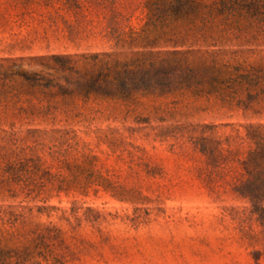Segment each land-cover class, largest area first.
<instances>
[{
  "label": "rangeland",
  "instance_id": "obj_1",
  "mask_svg": "<svg viewBox=\"0 0 264 264\" xmlns=\"http://www.w3.org/2000/svg\"><path fill=\"white\" fill-rule=\"evenodd\" d=\"M6 1L0 264H264L262 229L232 190L264 96L247 107L183 90L121 98L102 72L150 59L147 0H69L68 33L36 41L11 38ZM221 46L237 63L264 61V32ZM202 138L236 156L213 165Z\"/></svg>",
  "mask_w": 264,
  "mask_h": 264
},
{
  "label": "trees",
  "instance_id": "obj_2",
  "mask_svg": "<svg viewBox=\"0 0 264 264\" xmlns=\"http://www.w3.org/2000/svg\"><path fill=\"white\" fill-rule=\"evenodd\" d=\"M146 7L155 35L150 59L143 54L134 63H106L102 72L109 84L119 83L121 98L183 90L197 98L247 107L264 96V61L237 63L226 59L221 49L235 34L264 32V0H147ZM172 80H178L179 88L171 86ZM244 138L249 148L237 160L232 190L249 202L264 234V124L249 123ZM219 144L202 138L199 145L215 166L236 156L232 151L224 155L217 150Z\"/></svg>",
  "mask_w": 264,
  "mask_h": 264
},
{
  "label": "crops",
  "instance_id": "obj_3",
  "mask_svg": "<svg viewBox=\"0 0 264 264\" xmlns=\"http://www.w3.org/2000/svg\"><path fill=\"white\" fill-rule=\"evenodd\" d=\"M6 4L13 12L6 16L13 17L14 40H53L55 34L68 33L69 0H7Z\"/></svg>",
  "mask_w": 264,
  "mask_h": 264
}]
</instances>
